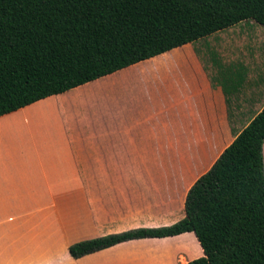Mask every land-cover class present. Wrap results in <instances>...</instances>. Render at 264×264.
<instances>
[{
    "label": "rangeland",
    "instance_id": "1",
    "mask_svg": "<svg viewBox=\"0 0 264 264\" xmlns=\"http://www.w3.org/2000/svg\"><path fill=\"white\" fill-rule=\"evenodd\" d=\"M263 105L264 28L246 22L1 118L0 234L42 243L44 253L31 250L37 264H115L105 254L73 261L66 249L91 235L179 221L190 187ZM135 108L161 129L148 131L142 146L129 139L110 147L109 132ZM168 244L173 258L202 255L192 233L137 240L108 255H121L116 264H171L162 254Z\"/></svg>",
    "mask_w": 264,
    "mask_h": 264
},
{
    "label": "trees",
    "instance_id": "2",
    "mask_svg": "<svg viewBox=\"0 0 264 264\" xmlns=\"http://www.w3.org/2000/svg\"><path fill=\"white\" fill-rule=\"evenodd\" d=\"M246 22L264 28V0H0V119ZM263 150L264 107L190 187L179 221L91 235L68 256L192 233L202 255L186 264H264Z\"/></svg>",
    "mask_w": 264,
    "mask_h": 264
},
{
    "label": "crops",
    "instance_id": "3",
    "mask_svg": "<svg viewBox=\"0 0 264 264\" xmlns=\"http://www.w3.org/2000/svg\"><path fill=\"white\" fill-rule=\"evenodd\" d=\"M156 86L160 87L159 85H156ZM132 100H133V97L131 98V102H132ZM156 101L159 103V105H161V106L163 105V107L165 105H167V99H165L163 97V94L161 93V90H159V89H157V91H156ZM133 103H136L135 100H133ZM137 103H138V108L140 110L139 103H142V104H144V103L141 101H138ZM188 105H189V103L187 104V106ZM263 107H264V105L257 111V113ZM141 109H142V107H141ZM157 110H159V109H157ZM151 112H153L155 115L156 109L150 110L148 112V115ZM161 112H162V114H164V112L162 110H161ZM130 113H132V114L126 115L127 113H123L125 116L123 118L122 127L118 132H117V130H113V133L109 132L111 138L108 139V145L110 147H123V146L126 147L128 145L127 141L129 139H132L134 144L137 143L136 145L142 146L143 142H141V140L147 139L148 131L156 132L159 129H161L159 119H152V118L146 119V113H143L142 111H141V113H138V110H136V108L134 109V111L133 110L130 111ZM230 114H231V112H230ZM256 114L245 125H243L241 127V129L239 130V132L237 134H239L247 126V124L256 116ZM121 132H122V136H121ZM119 136H120L121 141H119ZM152 138L158 139L159 137L155 134ZM160 145H162V144H160ZM31 240H33L34 242H31ZM170 243H174V242H170ZM42 245H43L42 243H38L36 240H34L33 238H30L27 235L0 234V264H37V262H36L37 258L33 257L31 250H36V251L37 250H43L40 252L44 253L45 247ZM168 245L170 247V252L167 253V252L163 251L162 254L170 255L168 260H171V264H174L175 260L176 261L178 260L177 257H179L181 260L182 259L186 260L187 258H189V256L187 257V255L180 254V253H178L176 255V257L173 258L172 252H174L173 248L175 246H174V244H168ZM121 247H124V246H121ZM121 247L113 248V249H111L107 252H104L102 254H99V255L105 254L103 256L104 258L106 256H108L109 258L113 259L114 263L116 264L117 258L121 257V255L113 254L112 256H109L108 253H111V251H113L114 249H118ZM136 249L139 250V248H136ZM96 256H98V255H96ZM170 257H171V259H170ZM92 258H96V257L91 256V257H87L85 259H92ZM190 258H193V257H190ZM135 259L140 260L141 257L136 256ZM48 263L51 264V260ZM45 264H46V262H45ZM182 264H186V262H183Z\"/></svg>",
    "mask_w": 264,
    "mask_h": 264
}]
</instances>
